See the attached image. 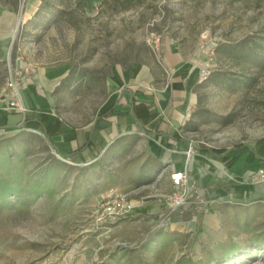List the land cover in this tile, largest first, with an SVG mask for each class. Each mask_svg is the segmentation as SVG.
<instances>
[{
    "label": "rangeland",
    "instance_id": "obj_1",
    "mask_svg": "<svg viewBox=\"0 0 264 264\" xmlns=\"http://www.w3.org/2000/svg\"><path fill=\"white\" fill-rule=\"evenodd\" d=\"M37 1L0 0V103H23V91L29 90L48 101L45 112L78 128L92 121L105 101L112 66L141 64L167 82L172 68L164 57L174 45L189 56L200 76L193 87L194 105L180 129L189 145L178 150L182 164L198 162L189 171L190 182L206 184L198 186L202 197L227 182L255 185L264 193V165L237 176L218 160L209 169L208 154L196 160L199 146L231 148L264 138V63L224 50L264 36V0H143L125 9L120 0H40L43 8L28 18ZM61 64L75 67V75L83 69L87 73L60 86L66 75L54 87L36 85L39 72ZM216 72L215 83L211 75ZM230 78L248 80L239 90H229L224 84ZM137 136L121 140L98 165L84 166L61 158L35 124L0 129V180H9L18 190L0 184V196L7 197L0 199V264H174L181 259L264 264V198L238 199L225 191L221 198L233 201L211 209L216 219H204L207 209L200 213L196 231L175 229L178 224L171 228L189 215L195 202L199 205L197 198L157 228L171 186L166 172L152 184L139 185L150 158L148 138ZM200 167L207 172L200 174ZM209 176L217 177V183L209 185ZM39 184L46 188L36 193L32 186ZM107 186H118L128 199L143 205L156 200L157 208L132 211L107 229H96V195L89 194L86 203L79 195ZM232 246L236 251L226 254Z\"/></svg>",
    "mask_w": 264,
    "mask_h": 264
},
{
    "label": "crops",
    "instance_id": "obj_2",
    "mask_svg": "<svg viewBox=\"0 0 264 264\" xmlns=\"http://www.w3.org/2000/svg\"><path fill=\"white\" fill-rule=\"evenodd\" d=\"M39 4L40 0L32 5V10L29 11L28 18L35 14ZM167 52L164 58L168 67L172 68L167 82H162L165 80L162 74H153L149 68L141 64H133L127 69L114 65L108 76V84L110 87L105 101L95 113L94 119L78 128H69L62 120L63 131L52 138L62 152H71V150L78 149L83 144L87 143L84 149L67 158L71 161V164L84 166H86V164L98 165L100 157L111 148L121 145L120 141L124 138H129L130 136L136 138L138 137L137 135H145L149 141L147 156L150 160L146 161L143 167L144 174L141 175L142 177L139 180V185H145L146 183L152 184L164 172H166L164 175L167 180L172 171L184 167L185 162H183V164L181 163L182 156L179 155L180 151L178 150H184L188 147L189 142L184 140L181 136L180 129L188 113L191 111L190 109L194 105L196 96L193 93V87L197 84L200 76L197 68L190 65L189 56L184 55L178 47L170 45ZM70 68L69 64H61L46 70L43 69V71L38 74L36 85L43 83L46 88L51 86L54 87V85L58 83L59 78L68 75ZM29 88L34 89L33 86ZM21 98L24 106L26 105L27 107L25 113L19 111L10 112L6 109L4 103H0V124L8 126L20 125L27 117L37 119L49 113L45 112L43 109L48 101L42 95L38 93L32 94V92L26 90L25 92L23 91V96ZM143 101L151 104L150 108L154 112L151 120L144 123L143 127L147 130H145L146 132L140 127L132 112L133 102ZM112 105L114 109L108 115L98 118L99 112L108 109ZM28 113H31L34 117H30ZM35 125L38 127L37 124ZM174 134L180 139H172L171 137ZM197 153L199 155H196V160L200 159L204 154H208L212 158V165H210L209 169H215L214 167L218 166L215 165L218 160L219 163H221L219 164L221 167L228 168L230 172L235 173L237 176L243 175L248 169L253 168L255 165H264V160L262 161L245 148L230 152L229 156H234V158L233 161L228 164H225L219 157L217 158L207 152L200 153L197 151ZM259 153L262 154L264 152L259 151ZM239 160L241 161L238 167L232 168ZM196 165L198 166V162H194V164L189 162V171L193 170V167H196ZM199 169L200 174L207 172L203 167ZM190 177L193 178V175L191 174ZM209 177L208 180L206 179L208 183H211L209 185L217 183V177ZM234 183L227 182L226 185L224 183V187H221L222 189H213L212 191L210 190V192L209 190L208 192L206 191L207 194L202 198L208 201H205L203 205L200 203L198 205V203L195 202L189 209L188 217L185 216V218H180L179 221L172 223L171 228H173L172 225L178 224L175 229H183L186 232L196 231L198 229L197 223H200V213L207 209L210 210L209 213L204 215V219L206 217H208L207 221L212 217L216 219L215 215L211 213V209L221 206L219 203L221 199L220 195L221 193H227L225 191L230 190L238 199L244 197L246 199L264 198V193L259 187L251 184L248 185L244 182ZM194 184L200 187L206 185L202 183L197 184L196 182H194ZM219 191L221 192L219 193ZM94 192L87 194L81 192L79 195L80 202L86 203L89 194L96 195L97 199L100 192ZM69 194L72 193L69 192ZM75 198L76 197L73 199ZM68 199H70V196L69 198L67 197V200ZM133 201H135V207L132 210L134 214L152 212L157 208V202L153 199L146 205L141 204L135 199H133ZM71 202L72 201H70V203ZM225 207L228 208L229 206L225 205ZM154 217L155 215L152 216V219Z\"/></svg>",
    "mask_w": 264,
    "mask_h": 264
},
{
    "label": "trees",
    "instance_id": "obj_3",
    "mask_svg": "<svg viewBox=\"0 0 264 264\" xmlns=\"http://www.w3.org/2000/svg\"><path fill=\"white\" fill-rule=\"evenodd\" d=\"M117 0H113V2L116 3ZM122 2V7L123 9L127 8V7H131V6H138L140 5V3H142L143 0H120ZM44 4L42 3V1L40 2L39 7L37 8V10L43 8ZM36 10V12H37ZM225 52L227 53V55L229 54H236V55H241L243 58L244 57H250L252 60H258L262 63H264V36L253 38L249 41H245L244 44H233V45H229L227 46L225 49ZM75 67H72L68 73V75L63 79L62 82H60L57 86H60V84H64L65 80H67L69 83L75 82L77 79H82V77L87 73V70H79V74L75 75ZM211 78V81L213 82H217L218 81V76L219 74L213 73ZM210 76V77H211ZM209 77V79H210ZM248 79L244 78V79H235V80H230L228 81V83L224 84L225 87L229 90H239V88H241V84H245L247 82ZM241 83V84H240ZM151 104H148L146 102H133V106H132V112L137 120V122L139 123L140 127H142V129L144 130V132H146L147 130L143 127L144 123H147L151 120L152 115H153V111L151 110ZM114 109V106L112 105L111 107H109L108 109L99 112L98 118L99 117H104L106 115H108L112 110ZM30 123H35L38 125V127L40 128V130L43 131V135H44V139L46 141V143H48L49 145H51V147L53 148V150L63 159H67L69 157H71V155H73L76 152L81 151L82 149H84L87 145V143L83 144L81 147H79L78 149H74L71 150V152L65 153L62 152L58 145L54 143L53 141V137L56 136V134L61 133L63 130V121L62 119H60L57 115H51L50 113H47L45 116H41L40 118L37 119H31V118H26L20 125H3L0 124V128H6V129H18L20 127H24ZM146 130V131H145ZM23 135H30L28 134V132H23ZM172 139H180L178 138L175 134L172 135L171 137ZM8 147V146H7ZM241 148H245L247 149L249 152H252L254 155H256V157H258L259 159H261L262 161L264 160V153L260 154L259 151H261V149H263L262 151L264 152V138H262L261 140L255 141L252 145H243L240 143L234 144L233 147L231 148H214V147H207V146H199L196 148L197 151H199L200 153H204L207 152L209 154H212L215 157H219L225 164L230 163L231 161H233V157L229 156L230 152H233V150H238ZM261 151V152H262ZM2 154V153H1ZM51 158L54 159V161L57 163H60L59 159H56L53 155H50ZM53 171V170H52ZM51 171V172H52ZM4 185L6 184L7 190L8 191H18L16 189V187L13 185H11L9 180L6 181H2L0 180V184ZM1 187V186H0ZM34 189V192L38 193L40 190H42L43 188H46L45 185L39 184L38 186H32ZM3 198H5V200H7L6 194L3 196H0V199L3 200ZM237 247H230L228 249V251H226V254H230L236 251ZM210 261H212V259H209ZM199 263H195L192 262L190 260H179L177 263L174 264H200Z\"/></svg>",
    "mask_w": 264,
    "mask_h": 264
},
{
    "label": "built area",
    "instance_id": "obj_4",
    "mask_svg": "<svg viewBox=\"0 0 264 264\" xmlns=\"http://www.w3.org/2000/svg\"><path fill=\"white\" fill-rule=\"evenodd\" d=\"M156 38L155 48L157 49ZM207 73V72H206ZM6 109L16 108V111L25 113L23 103L11 101L9 105H5ZM188 162L185 163L184 167L181 169H175L169 174V185L171 189L168 193L164 195V206L165 212L162 214V218L159 219L157 228L163 226L166 222L165 220L171 218L170 216L176 214V212L181 210H186L187 207L193 203L195 200H199L200 203L208 201L203 199L198 192V186L190 182ZM232 199L221 198L220 202L232 203ZM134 203L124 192L119 191L118 186H107L102 189L96 200V204L92 210V217H94V224L96 229L108 228V226L118 222V220L125 218L128 214L132 212ZM165 221V222H164Z\"/></svg>",
    "mask_w": 264,
    "mask_h": 264
}]
</instances>
